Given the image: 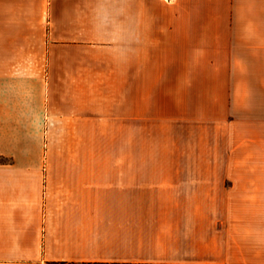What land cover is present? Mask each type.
Listing matches in <instances>:
<instances>
[{
  "label": "crops",
  "instance_id": "obj_1",
  "mask_svg": "<svg viewBox=\"0 0 264 264\" xmlns=\"http://www.w3.org/2000/svg\"><path fill=\"white\" fill-rule=\"evenodd\" d=\"M94 5L0 0V264H264V159L175 129L264 133V0H130V63Z\"/></svg>",
  "mask_w": 264,
  "mask_h": 264
},
{
  "label": "rangeland",
  "instance_id": "obj_2",
  "mask_svg": "<svg viewBox=\"0 0 264 264\" xmlns=\"http://www.w3.org/2000/svg\"><path fill=\"white\" fill-rule=\"evenodd\" d=\"M256 122L253 123V118H246L242 127L245 129L244 138L240 142L239 147L235 142L230 139L226 141L225 139L212 140L210 142L196 141L195 132L196 128L194 125H181L179 127L175 126V129L180 131L181 141H180V153L178 155H198L196 148L203 150L204 155H219V156H229L237 157L244 156L249 158H258L260 160L264 159V141L260 138V135L264 136V133H259ZM166 131L172 130V127L165 125ZM169 134V135H168ZM141 134L134 133V155H173L172 154V140L171 133H166L163 139H160V133L157 134L158 139V151L153 152L148 148L147 142H145L144 148L141 150V146L138 142V138ZM148 134H145V136ZM156 135V134H155ZM192 136V138L190 137ZM214 136H216L214 134Z\"/></svg>",
  "mask_w": 264,
  "mask_h": 264
},
{
  "label": "clouds",
  "instance_id": "obj_3",
  "mask_svg": "<svg viewBox=\"0 0 264 264\" xmlns=\"http://www.w3.org/2000/svg\"><path fill=\"white\" fill-rule=\"evenodd\" d=\"M130 0H95L92 28L102 35V43L116 51L122 63H130L146 42V31L139 32L130 18Z\"/></svg>",
  "mask_w": 264,
  "mask_h": 264
},
{
  "label": "built area",
  "instance_id": "obj_4",
  "mask_svg": "<svg viewBox=\"0 0 264 264\" xmlns=\"http://www.w3.org/2000/svg\"><path fill=\"white\" fill-rule=\"evenodd\" d=\"M165 1H172V0H165Z\"/></svg>",
  "mask_w": 264,
  "mask_h": 264
}]
</instances>
